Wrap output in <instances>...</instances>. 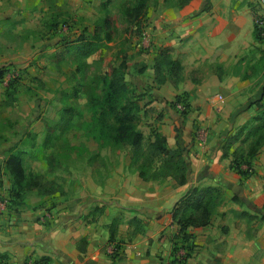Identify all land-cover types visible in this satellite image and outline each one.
Instances as JSON below:
<instances>
[{"label": "crops", "instance_id": "crops-1", "mask_svg": "<svg viewBox=\"0 0 264 264\" xmlns=\"http://www.w3.org/2000/svg\"><path fill=\"white\" fill-rule=\"evenodd\" d=\"M257 14L264 17V5L255 0H189L181 7L158 4L150 11L146 30L151 61L160 49H169L183 67V79L175 83L167 78L157 85L145 62L133 82L143 94L138 103L143 115H155V129L167 146L183 150L187 182L144 181L128 161L102 172L100 182L91 174L76 178L70 199L62 192L27 191L20 204L0 205V264H32L40 258L49 264H172L177 226L170 211L194 185L219 186L225 200L208 225L188 228L193 250L185 264H264V144L246 179L230 167V155L222 156L225 138L258 112L254 81L224 73L219 77L213 71L231 67L255 41L264 39V34L255 38ZM194 70L197 81L188 78ZM180 94L189 103L184 115L170 104ZM197 126L207 130L204 141ZM10 189L11 176L1 162L0 199ZM115 217L113 244L119 246V255L111 257L109 227Z\"/></svg>", "mask_w": 264, "mask_h": 264}, {"label": "rangeland", "instance_id": "rangeland-1", "mask_svg": "<svg viewBox=\"0 0 264 264\" xmlns=\"http://www.w3.org/2000/svg\"><path fill=\"white\" fill-rule=\"evenodd\" d=\"M140 1L0 0V69L4 72L0 78V163L11 152L20 155L27 173L54 182L59 187L56 192L70 199L76 178L91 174L100 182L102 172L110 173L130 162L128 146H101L93 139L92 109L100 101L111 67L126 64L124 80L131 88H135L134 76L142 63L152 68L148 15L158 4L179 7L184 0H146L136 13L134 8ZM106 16L113 23L109 28L111 40H98L93 37L94 30ZM260 17L264 21L262 15H253V23ZM247 18L252 27L249 15ZM79 37L96 43L82 59L85 64L80 71L77 66L81 59L73 48ZM243 55L226 70L216 66L213 71L254 81L253 98L260 99L264 39L255 41ZM198 74L194 70L188 78L197 81ZM142 95L137 99L140 105ZM67 107H73L69 128L55 129L52 123ZM138 117L137 128L147 145L153 140L155 115H143L140 109ZM247 144L243 143L238 152L244 155Z\"/></svg>", "mask_w": 264, "mask_h": 264}, {"label": "trees", "instance_id": "trees-1", "mask_svg": "<svg viewBox=\"0 0 264 264\" xmlns=\"http://www.w3.org/2000/svg\"><path fill=\"white\" fill-rule=\"evenodd\" d=\"M146 0H141L134 8L138 13L145 5ZM189 0H184L179 7L187 4ZM113 25L112 19L108 16L97 24L93 37L101 40H111L110 27ZM255 38L263 37V30L255 24ZM77 44L73 47L76 54L81 59L77 69L85 64V59L96 48L93 40L85 37L76 39ZM125 63H120L118 67H111L107 78L103 83L100 101L94 105L91 112L92 130L91 136L101 146H128L130 148L129 166L137 172L144 181H164L174 180L178 185L187 182L188 164L184 159L183 150L177 145L170 148L167 146L165 136L156 129L152 131L153 140L144 145L142 132L137 128L138 113L140 106L137 102L139 93L135 88H131L124 80ZM154 82L159 85L167 78L175 83L183 79V67L178 60L171 57L167 48L158 51L152 66ZM144 69L139 68L138 72ZM4 72L0 69V78ZM220 77V75H219ZM260 99L254 104L259 111L255 116L242 125L234 134L228 135L222 145V156H231L230 167L237 172L241 178L246 179L253 174L251 160L264 144V88ZM76 95V92H74ZM180 103L183 106L179 110L184 115L189 110V103L185 94L176 95L170 103L173 107ZM73 117V107L63 110L57 122H53L55 129L66 131L69 128ZM248 142L244 155L238 152V148ZM238 143L237 147H232ZM4 168L11 176V189L9 191V203L20 204L23 195L27 191L34 190L38 195H49L58 191L59 187L52 181H42L40 176H35L26 172L23 160L20 155L10 153L4 160ZM236 199V197H232ZM225 200L224 191L219 186L194 185L189 187L185 193L175 202L171 208L172 223L177 226V233L171 239V254L174 257L173 264H185L191 256L193 244L192 235L187 232L188 228L206 226L210 223L212 216L216 213L217 207ZM101 210L98 208L97 211ZM118 219L115 217L109 227V241L113 243ZM116 252L111 257L119 255V246L115 244ZM179 249L184 253L177 260L176 255ZM32 264H49L44 258L32 261Z\"/></svg>", "mask_w": 264, "mask_h": 264}, {"label": "built area", "instance_id": "built-area-1", "mask_svg": "<svg viewBox=\"0 0 264 264\" xmlns=\"http://www.w3.org/2000/svg\"><path fill=\"white\" fill-rule=\"evenodd\" d=\"M257 3H259L260 5H264V0H256ZM255 24L257 25V27L261 30H263L262 32V35L264 34V21L263 19L260 17V18H255ZM176 108L178 110H182L183 109V106L182 104L178 103L176 105ZM196 133H197V136L199 138V140L201 141H204L206 139V135H207V130L206 128L202 127V126H197L196 128ZM0 205L2 208H6L8 205H9V197L6 198L5 200L4 199H0ZM116 248H115V243H111L109 246H108V252L109 254H113L114 252H116ZM119 252V250H118ZM184 253V250L183 249H179V252H177V255H176V259L178 260L180 258L181 255H183ZM174 257L172 256V259ZM172 262V261H171ZM173 264V263H172Z\"/></svg>", "mask_w": 264, "mask_h": 264}]
</instances>
